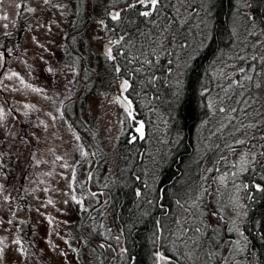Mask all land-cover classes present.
<instances>
[{
	"label": "rangeland",
	"instance_id": "obj_1",
	"mask_svg": "<svg viewBox=\"0 0 264 264\" xmlns=\"http://www.w3.org/2000/svg\"><path fill=\"white\" fill-rule=\"evenodd\" d=\"M119 1L126 0H0V264H98L81 232L92 212L107 204L105 187L116 175V142L129 123L126 109L131 111L130 104L125 108L116 101L115 88L125 100L128 89L119 88L125 80L116 81V64L109 58L115 40L107 18L119 13L113 7ZM192 2L189 8L187 0H174L175 24L164 22L160 13L119 45L146 43L141 48L154 60L167 48L180 75L209 27L206 0ZM238 2L243 6L245 0ZM188 15L193 38L175 47L168 39L176 34L171 28ZM233 30L231 48L218 55L211 70L217 80L209 87L211 131L201 130L196 149L201 158L209 152L208 161L201 160L195 189L164 236L170 252L181 254L187 264H243L240 224L252 189L243 173L253 178L263 164L257 154L264 115V35L239 15ZM152 98L158 108V97ZM165 112L157 114L158 133L143 168L148 186L169 152ZM208 139L212 146H205ZM100 243L104 264L124 257L120 235L114 248ZM161 253L157 264H173Z\"/></svg>",
	"mask_w": 264,
	"mask_h": 264
},
{
	"label": "trees",
	"instance_id": "obj_2",
	"mask_svg": "<svg viewBox=\"0 0 264 264\" xmlns=\"http://www.w3.org/2000/svg\"><path fill=\"white\" fill-rule=\"evenodd\" d=\"M173 1L163 0L159 11H153L148 17L140 15L143 10L139 4L135 8L129 7V4L135 3L134 0L119 1L113 7L120 9V18H107V27L115 40L111 57L116 69L119 68V71L114 70L113 75L116 81H128L126 101L131 102V111L126 109L130 113L129 123L116 142V175L110 177L105 187L107 204L92 212L89 224L83 223L81 232V238L86 244H91L87 253L98 264H104L100 242L106 241L114 248L116 235H120L122 239L124 257L121 260L113 257L109 264H157V252L162 250L164 260L173 264H187V261L182 260L181 254L178 257L170 252L164 236L170 224L174 223L184 198L195 189L199 169L203 166L201 160L208 161L207 157L210 155L207 152L206 157L201 158L196 155V149L202 142L199 141L201 130L205 127L211 131V127L207 126L208 119L212 116L209 87L216 80L211 74L212 66L218 55L228 52L227 49L231 48L235 40L233 20L237 15L242 17V23L246 25L254 22L264 35V0H245L243 6L239 5L238 0H206L205 8L209 19L207 33L203 44L183 66L180 75H175L173 71L175 54H170L167 48L162 50L158 60H154L149 51L145 54L142 50L146 43L140 46L137 44L138 47L119 45L130 34H137L148 18L154 16L155 20V16L160 13L164 16V22L175 24L179 11L174 7ZM192 1L187 0L189 8L194 5ZM190 18L191 15H188L181 26L171 28L176 34L168 39L173 38L175 47H181L185 40L191 42L193 37L190 36L194 29L188 25ZM160 23L162 24L161 20ZM141 41L147 42V38L144 37ZM70 47L75 48L74 41ZM116 81L110 83L111 88L116 87ZM115 90L122 94L118 88ZM152 96L158 97V108L152 107L156 99ZM116 101L118 102L117 99ZM163 111H166L168 118L169 152L158 163L154 179L148 186L143 168L147 151L155 139L154 135L158 133L157 114ZM138 122H142V134L135 127ZM260 127V150L257 156L263 164L258 165L253 178H250V174L243 173V177L252 184L251 195L246 201V210L240 224V260L243 264H264V115ZM203 142L205 146L213 145L212 139ZM195 155L198 160L193 158ZM257 185L260 187L257 188ZM108 226L114 229H109Z\"/></svg>",
	"mask_w": 264,
	"mask_h": 264
},
{
	"label": "snow or ice",
	"instance_id": "obj_3",
	"mask_svg": "<svg viewBox=\"0 0 264 264\" xmlns=\"http://www.w3.org/2000/svg\"><path fill=\"white\" fill-rule=\"evenodd\" d=\"M45 2H47V0H45ZM137 3L139 5H143V6L148 7L150 9L149 11H143V12L140 13L141 16L148 17V16H150L152 14L153 11H159L160 7L163 5V0H136V3L129 4V7L130 8H135L137 6ZM4 18L6 19L7 17H4ZM111 18L114 19V20L119 19L120 18V13L111 14ZM110 53H111V49H109V58H112ZM0 55H3V53H0ZM243 59H244V57H241V60H243ZM252 59L256 60L257 58L254 56V57H252ZM260 59L264 60V56L260 57ZM116 70L119 71V68H117ZM49 71H51V69H49ZM244 71H245L244 68L240 69L241 73H243ZM244 79L251 80L252 77L246 75V76H244ZM236 83H239V81H237ZM123 87H124L125 90L129 87V84H128L127 80H125L123 82ZM257 87H260V85H257ZM130 103L131 102L129 101V104ZM221 111H223V109H221ZM233 111H235V109H233ZM142 128H143V125L141 124V127L137 129V131L141 132V134H142ZM133 139H135V137H133ZM238 143H243V141H238ZM256 187L259 188L260 186L257 185ZM137 194L139 195V192ZM93 195H95V194H93ZM72 199L75 200L76 199L75 196H73ZM49 203H51V201H49ZM17 243H18V241H17ZM21 251H22V249H21ZM161 258H163V257H161Z\"/></svg>",
	"mask_w": 264,
	"mask_h": 264
},
{
	"label": "water",
	"instance_id": "obj_4",
	"mask_svg": "<svg viewBox=\"0 0 264 264\" xmlns=\"http://www.w3.org/2000/svg\"><path fill=\"white\" fill-rule=\"evenodd\" d=\"M123 82L122 81L120 84H119V88H123ZM116 99L118 100V102L125 108H129V103L122 97L121 94L117 93L116 94Z\"/></svg>",
	"mask_w": 264,
	"mask_h": 264
}]
</instances>
